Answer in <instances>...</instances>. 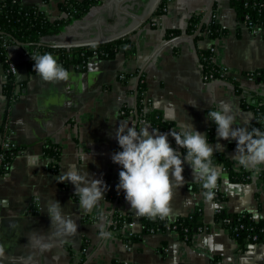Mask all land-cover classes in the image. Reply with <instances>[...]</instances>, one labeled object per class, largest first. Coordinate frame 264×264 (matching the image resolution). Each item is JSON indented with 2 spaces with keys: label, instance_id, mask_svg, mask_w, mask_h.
<instances>
[{
  "label": "crops",
  "instance_id": "1",
  "mask_svg": "<svg viewBox=\"0 0 264 264\" xmlns=\"http://www.w3.org/2000/svg\"><path fill=\"white\" fill-rule=\"evenodd\" d=\"M59 1L23 2L54 20L63 15ZM153 2L99 0L81 17L41 37L39 44L64 47L114 38L134 26ZM209 2L167 0L162 13L154 14L137 30L125 35L134 45L133 54L118 51L112 58L90 59L83 69L69 67L68 81L46 82L28 70V79L16 90V99L4 93V65L2 69L0 64V143L8 140L18 147L8 171L0 175V199L9 201L8 208L0 206V246L4 248L0 264H264V241L240 249L215 223L219 200L216 196L211 202L205 200L201 182L193 179L187 162L182 173L185 183L174 192L173 213L168 219L199 209L202 230L185 241L170 228L139 234V220L134 225L115 226L116 216L136 214L125 200L123 190L116 189L120 166L112 162L111 154L120 149L114 138L115 130L121 120L137 130L142 123L156 128L151 123L140 122L135 115V87L138 88L137 77L143 66L141 76L149 110L170 123L169 128L159 130H179L191 124L207 135L214 153H223L233 168L242 167L232 158L236 141L220 139L207 115L217 110L221 102L227 103L236 118L233 127L250 130L254 113L241 107L240 96L261 90L264 84L255 83L243 73L264 69V36L246 25H240L236 32L238 20L230 0H215L216 21L228 29L227 35L197 40L199 34L195 38L184 36L188 34L185 30L190 18L203 15ZM167 29H179L181 33L168 38ZM211 46L215 49V62L237 80L242 90L240 95L229 81L204 78L197 49ZM6 54L16 65L27 57L23 46L15 43L7 46ZM169 142L173 148L178 147L171 136ZM45 143L58 147L55 171L51 168L54 158L44 154ZM178 151L182 153V148ZM85 154L91 156L85 162V170L108 186L105 200L99 206L111 222L106 230L113 236L108 240L99 238L97 210L85 213L78 206L74 186L57 181L69 163H76L83 170ZM217 167L218 186L226 198L223 208L264 220V181L252 177L249 182H234ZM53 198L60 202L65 214L72 216L78 229L66 239L53 238L51 249L41 251L28 243V236L33 230L46 237L53 231L45 208L46 202ZM135 234L139 236L131 239Z\"/></svg>",
  "mask_w": 264,
  "mask_h": 264
},
{
  "label": "clouds",
  "instance_id": "2",
  "mask_svg": "<svg viewBox=\"0 0 264 264\" xmlns=\"http://www.w3.org/2000/svg\"><path fill=\"white\" fill-rule=\"evenodd\" d=\"M34 61L33 70L46 82H61L70 79V72L61 66L53 54L44 52L31 53ZM207 117L214 122L220 139L235 140L236 149L233 160L238 166L258 174L264 165V131L259 128L250 130L244 126L233 127L236 118L229 104L221 102L217 110L209 111ZM141 124L139 130L128 121L121 120L115 130L119 149L111 154V160L120 166L118 172V191L123 190L124 198L130 208L138 216L155 219L169 218L173 209L171 201L174 192L185 183L182 175L183 164L187 162L192 169L193 179L201 182L204 189L203 197L207 202L215 198L217 180L220 169L213 164L214 148L210 146L206 134H201L191 124L184 125L179 130L171 129L161 132L158 128ZM173 138L177 148L169 142ZM178 148L185 150L182 154ZM183 156V159H181ZM91 156H83L84 168L81 170L76 163H69L58 182H70L74 186V194L78 197V206L85 213L97 210V225L99 238L111 239L113 234L106 228L110 220L105 212L99 210L100 202L105 200L108 186L100 178H95L85 170V162ZM0 206L9 207L7 198L0 199ZM47 215L50 218L49 236L33 230L28 236V243L41 251L50 250L53 238H67L77 233L78 225L71 215L63 211L58 200L46 202ZM4 248L0 246V255Z\"/></svg>",
  "mask_w": 264,
  "mask_h": 264
},
{
  "label": "trees",
  "instance_id": "3",
  "mask_svg": "<svg viewBox=\"0 0 264 264\" xmlns=\"http://www.w3.org/2000/svg\"><path fill=\"white\" fill-rule=\"evenodd\" d=\"M23 1L24 0H0V64H4V66H6L7 62L6 48L8 43L13 40L21 42L23 48L26 50L28 57L27 66L30 72H34V61L31 59V53H51L65 69H68L69 67L83 69L89 61L88 56H90L93 51H96L98 58L106 59L112 58L118 51H125L129 55L134 53V45L129 40V36L93 46L67 48L53 46L46 47L39 44L41 37L55 33L71 19L81 17L92 6L96 5L99 0H60L58 4L63 15L54 20H49L41 10L27 6ZM166 2L167 0H162L161 4L155 11V14L164 11ZM230 2L235 10L236 19L238 20L236 32H239L240 25L247 26L252 24L253 28L260 30L264 36V0H230ZM215 5L216 4L214 3L211 13L204 22L201 31L195 40L203 37L215 39L219 35H227L228 29L220 26L216 21ZM201 17L202 15L190 18L185 30L186 33L192 34L196 30ZM180 33L181 31L179 29H167L166 37L171 38ZM197 55L203 68V76L206 80L219 79L229 81L234 86L236 92L239 95L241 94L242 90L239 87L237 80L233 76L226 74V71L221 70L214 63L213 54L209 51V48L206 50L197 49ZM243 75L252 79L257 84H264V69L244 72ZM3 83L4 93L10 99H16L18 97V93L16 92V86L18 84L15 76L9 75ZM240 105L243 108L252 110L254 113V119L250 124V129L259 128L263 131L264 88L261 90H251L247 92V96L241 95ZM149 109L150 103L145 97V84L142 76H140L136 101L138 120L140 122L151 123L158 129H166L170 127V123L161 120L159 116H156L154 112ZM208 136L211 137V131L208 133ZM17 150L18 147L9 150L2 149L0 144V155L2 156L0 175L8 171L9 165L13 157L16 155ZM182 153H185L184 149H182ZM44 154L54 158L55 162H53L51 168L55 171L57 169L56 160L59 155L58 147L54 144L45 143ZM212 161L214 165L219 166L224 171L227 178L231 181L249 182L252 177L264 181V166L260 168L258 174L243 167L233 168L229 160L221 152L213 153ZM219 183L220 180L218 179L217 188L214 190L215 196L217 200L225 201L226 198L218 186ZM133 217L134 215L132 214H126L119 217L116 216L114 218L115 226L120 227L125 222L131 221ZM138 220L141 225V232L139 234L164 231L166 227H169L171 231H174L179 238L185 241H189L193 234L203 228L201 212L199 209L184 216L177 217L174 220L168 218L162 220L159 217L150 219L144 216H139ZM214 221L236 241L240 249H243L250 244L264 241V220L254 219L246 212L230 213L222 207L215 212ZM138 236V234H135L131 239Z\"/></svg>",
  "mask_w": 264,
  "mask_h": 264
},
{
  "label": "water",
  "instance_id": "4",
  "mask_svg": "<svg viewBox=\"0 0 264 264\" xmlns=\"http://www.w3.org/2000/svg\"><path fill=\"white\" fill-rule=\"evenodd\" d=\"M162 0H154L153 4L151 5V7L149 8V10L147 11V13L141 17L137 19V22L134 26H132L130 29H128L127 31H125L124 33L108 39V40H99V41H92V42H84V43H74V44H68V45H64V47L70 48V47H80V46H93V45H100V44H104L106 42H110L113 40H116L120 37H123L125 35H128L130 33H132L133 31L137 30L139 27H141L144 23H146L147 21H149L151 19V17L155 14V11L157 10V8L159 7V5L161 4ZM215 0H210L209 5L206 9V11L204 12V14L202 15L198 26L196 28V30L188 35V34H184V36L186 37H190V38H195L201 31V28L204 24V22L206 21V19L208 18L209 14L211 13L213 6H214ZM15 44L17 46H22L21 42L15 41ZM63 46V45H62ZM60 45H55L53 47H62ZM2 69H3V64L1 65ZM144 66L141 68V70L139 71L138 77H137V83L139 81V78L142 74V70H143ZM28 66H27V58L24 62L20 63L19 65L16 66V71H15V78H16V82H17V86H16V90H19L20 84H22L23 82H25L28 79ZM136 90L137 87H135V101H136ZM135 115H136V119H137V111L135 110ZM137 123V120H136Z\"/></svg>",
  "mask_w": 264,
  "mask_h": 264
},
{
  "label": "built area",
  "instance_id": "5",
  "mask_svg": "<svg viewBox=\"0 0 264 264\" xmlns=\"http://www.w3.org/2000/svg\"><path fill=\"white\" fill-rule=\"evenodd\" d=\"M37 10H39L38 8H37ZM164 10H165V8H164ZM35 11H36V9H35ZM250 25V26H249ZM249 25H247L248 27H250L253 31H256V32H260V30H258V29H256V28H253V26H252V24H249ZM11 43H15V40H13V41H10L9 43H8V45L9 44H11ZM209 51L210 52H212V54H213V61H214V63L221 69V70H224V71H226V74H229V72H227V70H226V68L224 67V66H219L216 62H215V49H214V47L213 46H211V47H209ZM26 55H27V53H26ZM55 57V56H54ZM96 57H98V55H97V53H96V51H93L92 52V54L90 55V56H88V58H89V60L90 59H92V58H96ZM27 59H28V57H26ZM7 62H6V66H4V79H3V82L6 80V78L9 76V75H14L15 76V71H16V63H14V62H12V61H10V60H6ZM58 62V61H57ZM59 63V62H58ZM60 64V63H59ZM4 65V64H3ZM61 65V64H60ZM16 79V78H15ZM2 82V83H3ZM3 86H4V83H3ZM144 102H145V99H144ZM123 112V111H122ZM1 148L2 149H6V150H9V149H13V148H16L17 146L14 144V143H12V142H10V141H8V140H2L1 141ZM1 161H2V156L0 155V163H1ZM219 202V206H218V208L216 209V211L217 210H219L220 208H222L223 207V202L224 201H218ZM139 219V216L137 215V214H135L134 215V217H133V219L131 220V221H129V222H125L124 224H129V225H134L135 223H136V220H138ZM166 228H169V227H166Z\"/></svg>",
  "mask_w": 264,
  "mask_h": 264
}]
</instances>
